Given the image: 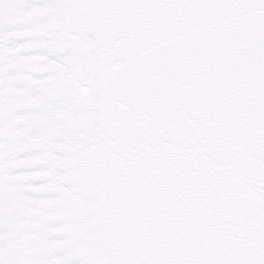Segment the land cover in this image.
Returning a JSON list of instances; mask_svg holds the SVG:
<instances>
[{
    "label": "snow or ice",
    "instance_id": "6c2138e0",
    "mask_svg": "<svg viewBox=\"0 0 264 264\" xmlns=\"http://www.w3.org/2000/svg\"><path fill=\"white\" fill-rule=\"evenodd\" d=\"M0 264H264V0H0Z\"/></svg>",
    "mask_w": 264,
    "mask_h": 264
}]
</instances>
